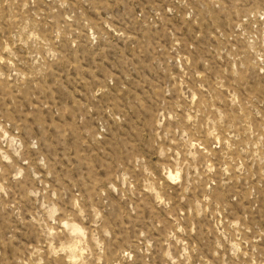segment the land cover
Wrapping results in <instances>:
<instances>
[{
	"label": "rangeland",
	"instance_id": "1",
	"mask_svg": "<svg viewBox=\"0 0 264 264\" xmlns=\"http://www.w3.org/2000/svg\"><path fill=\"white\" fill-rule=\"evenodd\" d=\"M0 264H264V0H0Z\"/></svg>",
	"mask_w": 264,
	"mask_h": 264
}]
</instances>
